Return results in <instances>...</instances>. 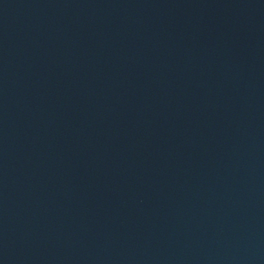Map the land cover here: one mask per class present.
Instances as JSON below:
<instances>
[{
    "label": "water",
    "instance_id": "water-1",
    "mask_svg": "<svg viewBox=\"0 0 264 264\" xmlns=\"http://www.w3.org/2000/svg\"><path fill=\"white\" fill-rule=\"evenodd\" d=\"M0 264H264V0H0Z\"/></svg>",
    "mask_w": 264,
    "mask_h": 264
}]
</instances>
